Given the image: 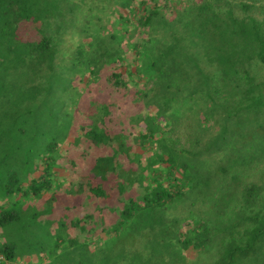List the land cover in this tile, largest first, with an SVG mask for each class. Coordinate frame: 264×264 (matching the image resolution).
Segmentation results:
<instances>
[{
  "label": "trees",
  "instance_id": "16d2710c",
  "mask_svg": "<svg viewBox=\"0 0 264 264\" xmlns=\"http://www.w3.org/2000/svg\"><path fill=\"white\" fill-rule=\"evenodd\" d=\"M60 1L80 124L64 164L6 179L29 189L0 202L3 264H264V0H106L110 29L104 0ZM58 39L16 48L52 70Z\"/></svg>",
  "mask_w": 264,
  "mask_h": 264
},
{
  "label": "rangeland",
  "instance_id": "374dc122",
  "mask_svg": "<svg viewBox=\"0 0 264 264\" xmlns=\"http://www.w3.org/2000/svg\"><path fill=\"white\" fill-rule=\"evenodd\" d=\"M101 2L105 8L103 15L107 16L105 26L110 29L111 2L108 8L106 0ZM48 4V0H0V202L21 200L23 192L29 189L7 188L8 177L17 176L29 182L41 175L42 167L58 154L64 164L67 157L62 153L69 149L67 142L80 124L81 85L88 77L84 66L90 52L79 38L84 16L79 11L75 15L64 13L60 27L54 20L60 14H50ZM50 36L59 38L55 41L59 49L52 70L48 59L39 61L36 53L29 55L27 50L16 48L17 41ZM81 47L88 52L85 59L79 55ZM76 157L72 153L69 158L75 161ZM59 189L58 194L63 193ZM50 223L44 221L42 227L48 228ZM37 231L40 238L41 230Z\"/></svg>",
  "mask_w": 264,
  "mask_h": 264
},
{
  "label": "built area",
  "instance_id": "2783aa9c",
  "mask_svg": "<svg viewBox=\"0 0 264 264\" xmlns=\"http://www.w3.org/2000/svg\"><path fill=\"white\" fill-rule=\"evenodd\" d=\"M4 261H5V260H4L3 256L0 255V264H3Z\"/></svg>",
  "mask_w": 264,
  "mask_h": 264
}]
</instances>
